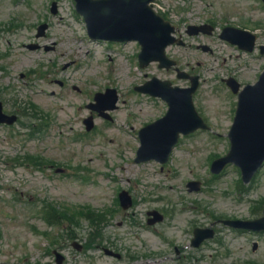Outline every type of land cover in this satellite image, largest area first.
I'll use <instances>...</instances> for the list:
<instances>
[{
  "label": "rangeland",
  "instance_id": "rangeland-1",
  "mask_svg": "<svg viewBox=\"0 0 264 264\" xmlns=\"http://www.w3.org/2000/svg\"><path fill=\"white\" fill-rule=\"evenodd\" d=\"M55 1L58 15L50 11ZM155 8L162 9L181 31L188 24L214 22L219 30L231 23L253 29L260 36L259 45H264L261 0H160ZM43 23L51 29L46 39L38 41L37 28ZM217 32L170 51L182 69L200 77L194 103L211 131L183 138L170 167L162 172L155 162L134 161L140 147L139 130L163 117L168 107L160 99L134 91L135 86L154 77L181 88L189 83L156 64L141 69L140 50L134 43L90 41L72 0H0V100L8 113H23L18 127L0 126V264H55L54 250L66 257L65 264H168V259L157 256L165 248L160 237L187 243L182 229L190 221L251 219L260 212L264 170L244 185L235 167L216 177L210 166L230 150L228 133L237 104V96L223 80L236 76L242 86L255 84L264 71V55L240 52L222 42ZM34 43L53 45L55 50L33 52L27 46ZM198 44L208 45L214 53L197 50ZM104 88L117 91L112 123L86 106L91 90L104 92ZM35 106L46 114V122L32 139L27 127L39 123L33 118ZM92 115L98 131L86 135L84 120ZM80 134L83 138L75 140ZM34 155L54 165H43L45 173H41L27 163L13 161ZM77 165L83 167L78 174L72 170ZM60 167L68 168V173L58 174ZM192 180L203 182L200 193H188ZM121 189L134 199L133 209H121ZM45 202L57 206L61 216L55 217L56 226H47L36 215ZM167 207L174 221L158 227L159 232H166L164 237L149 231L145 221L148 211ZM194 208L209 215L193 212ZM90 215L105 219L93 224ZM129 220L136 223L135 228L128 226ZM41 232H51L55 242ZM220 237L225 249L216 264H264V234L254 237L225 228ZM254 240L260 246L256 253L252 252ZM75 242L86 246L83 252L76 250ZM110 242L122 251L128 247L133 251L118 261L103 254L102 246Z\"/></svg>",
  "mask_w": 264,
  "mask_h": 264
},
{
  "label": "water",
  "instance_id": "water-1",
  "mask_svg": "<svg viewBox=\"0 0 264 264\" xmlns=\"http://www.w3.org/2000/svg\"><path fill=\"white\" fill-rule=\"evenodd\" d=\"M154 1L75 0L77 11L83 15L91 38L139 41L143 47L140 56L143 67L156 60L165 63L164 50L173 42L172 28L150 7V3ZM160 86V91L149 92L165 98L171 110L166 118L141 133L143 148L139 153L138 162L156 159L165 163L178 142L180 133L189 134L199 128L207 129V126L195 115L192 107L191 96L196 90V82L193 88L188 90H171L167 83ZM5 119L0 105V122H4ZM230 139L232 142L230 154L217 161L213 165V171L220 173L227 164L234 163L242 169L244 181L249 182L264 162V74L255 87H248L241 94ZM226 224L264 230V219L256 222H226ZM61 262L60 258L59 263Z\"/></svg>",
  "mask_w": 264,
  "mask_h": 264
},
{
  "label": "flooded vegetation",
  "instance_id": "flooded-vegetation-1",
  "mask_svg": "<svg viewBox=\"0 0 264 264\" xmlns=\"http://www.w3.org/2000/svg\"><path fill=\"white\" fill-rule=\"evenodd\" d=\"M191 227L192 228L190 231L185 230V232H187V234H185L184 237L187 238L188 237L187 235L190 233H191V236L193 235V232H194L193 230L197 226H195V224H193ZM212 227H214V226L212 225ZM214 229L216 230V234H217L216 226L214 227ZM216 239L217 238H214L213 242L218 243V240H216ZM174 243H177V244H174ZM190 243H191V241H190ZM207 245L205 244V247H207ZM111 248L115 252L120 253V254H122L121 252H127V253L131 252L129 249H125L122 251L121 249H118V247L113 245V244L111 245ZM186 251H188V252H186ZM198 252L200 253V255H197ZM163 253H162L163 257L166 256L167 258L172 259L175 262V264H201V263L206 262V261H208L209 264H216V261H217L215 259V257L212 255V253L207 254L206 251H202L200 248L198 249V251L197 250L194 251L190 244H187L186 242L183 243V240H180V239L169 240L167 242V245L165 246V250L163 251ZM121 259H122V257H121ZM174 259H176L177 261H175Z\"/></svg>",
  "mask_w": 264,
  "mask_h": 264
}]
</instances>
